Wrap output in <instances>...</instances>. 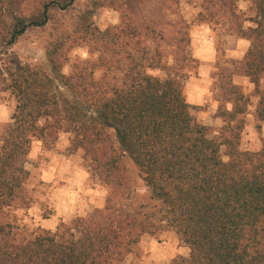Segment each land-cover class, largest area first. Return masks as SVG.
<instances>
[{
    "label": "trees",
    "instance_id": "1",
    "mask_svg": "<svg viewBox=\"0 0 264 264\" xmlns=\"http://www.w3.org/2000/svg\"><path fill=\"white\" fill-rule=\"evenodd\" d=\"M238 1L202 0L209 15L199 16L222 17L233 36L251 43L234 69H221L219 101L233 110L221 112L226 126L213 136L184 96L187 35L142 33L127 18L89 30L98 79L88 65L63 72L62 40L47 52L46 68L9 69L5 52L75 0H38L29 13L26 0H0V92L16 102L12 122L0 126V264H128L144 236L164 230L190 251L172 264H264V145L241 150L243 120L231 126L247 108L235 77L253 85L264 121V0H249L253 18L238 12ZM59 133L70 136L71 151H83L111 195L104 208L55 231H30L14 215L26 203L27 159L35 139L52 146ZM127 158L149 190L148 204H133Z\"/></svg>",
    "mask_w": 264,
    "mask_h": 264
},
{
    "label": "rangeland",
    "instance_id": "2",
    "mask_svg": "<svg viewBox=\"0 0 264 264\" xmlns=\"http://www.w3.org/2000/svg\"><path fill=\"white\" fill-rule=\"evenodd\" d=\"M37 3L38 0H26L25 13L37 7ZM236 6L246 18L254 17L251 1L241 0ZM87 12L93 14L92 19L85 20ZM200 14L209 15L202 0H75L69 10L55 12L46 27L29 30L5 52L3 63L9 69L22 65L46 68L47 52L54 43L62 40L67 57L63 72L70 74L76 65H88L98 79L102 71L93 65L99 53L89 44L92 27L105 31L121 26L125 19L131 18L142 33L147 29L154 30L159 36L183 33L190 39L185 68L189 78L184 96L193 117L210 127L215 136L226 126L221 112L233 110V104L219 101V74L221 69H234L244 59L251 43L233 36L222 17L202 21ZM251 25L245 23V27ZM234 82L241 87L247 108L231 126L243 120L241 150L260 151L264 145V121L256 114L259 97L247 78L235 77ZM15 107L13 96L0 92V126L12 122ZM126 165L134 193L133 204L150 203V193L141 173L131 159H126ZM26 169L30 173L26 203L14 215L17 223L30 231L38 228L55 231L62 223L70 224L77 217H86L96 209L104 208L111 195L109 187L91 170L83 151L70 150V136L65 133H59L52 146L35 139ZM189 252L175 231L164 230L144 236L127 263L172 264L174 260L187 257Z\"/></svg>",
    "mask_w": 264,
    "mask_h": 264
}]
</instances>
